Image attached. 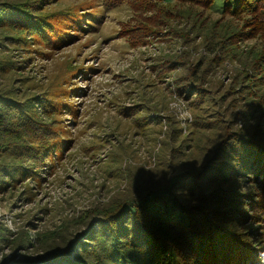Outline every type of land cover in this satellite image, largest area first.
Segmentation results:
<instances>
[{
  "label": "rangeland",
  "instance_id": "1",
  "mask_svg": "<svg viewBox=\"0 0 264 264\" xmlns=\"http://www.w3.org/2000/svg\"><path fill=\"white\" fill-rule=\"evenodd\" d=\"M32 1L39 0L0 3ZM39 3L42 12H53L64 23L68 34L58 36L55 45L31 42L21 52L11 40L16 28L0 26V94L17 103L42 99L52 104L49 130L29 141L46 142L51 146L43 150L58 152L37 170L32 165L34 174L6 177L7 187L0 188V264L15 256L10 264L39 258L73 239L87 223L100 221L119 198L141 199L140 192L161 187L167 177L198 171L222 146L225 124L244 112L252 92L245 85L243 63L221 56L220 64L208 65L214 53L207 31H196L198 8L172 0V16L165 18L158 10L139 13L122 0ZM205 21V30L218 21L222 36L223 26L229 32L244 24L218 15ZM261 46L262 40L254 38L241 49ZM188 83L205 89L203 104L186 92ZM249 114L234 124L237 131L259 127L258 114ZM32 160L26 157L24 167ZM2 161L20 163L0 154ZM229 183L224 185H234Z\"/></svg>",
  "mask_w": 264,
  "mask_h": 264
},
{
  "label": "trees",
  "instance_id": "2",
  "mask_svg": "<svg viewBox=\"0 0 264 264\" xmlns=\"http://www.w3.org/2000/svg\"><path fill=\"white\" fill-rule=\"evenodd\" d=\"M43 1L53 0L15 6L0 3V26L16 28L17 34L11 40L21 52L29 50L31 42L55 45L58 36L68 34L64 23L53 12L40 10L39 2ZM122 1L133 3L139 13L158 10L165 18L173 13L172 0ZM173 1L190 10L198 8L203 14L208 13L206 17L197 10L194 13L199 17L195 21L196 31H207L206 35L210 36L208 46L214 57L208 65L220 64L221 56L223 60L243 63L245 85L252 89L248 93L250 102L244 112H237L235 119L225 124L222 146L198 171L188 174L186 170L167 177L161 187L151 188L145 194L140 192L141 199L119 198L100 221L87 223L73 239L46 249L43 256L34 260L23 258L21 264H262L264 261V125L261 126L264 121V0ZM157 14L155 20H158ZM211 15L244 20V24L242 29L229 32L223 26L225 35L222 36L217 30L218 21L207 24L208 30L203 29L202 24L206 26L205 19ZM90 18L87 20H93L92 15ZM254 38L262 40L261 48L241 49V45ZM248 56H252L250 60ZM202 62L205 64L206 59ZM14 66L21 65L14 63ZM184 86H188L186 92H192L198 104L207 100L205 89L198 84ZM12 100L0 94V154L20 159V163L0 162V188L3 189L8 184L6 177L34 174L32 165L37 170L58 152L47 150L51 145L46 142L30 144L29 141L39 131L49 130L52 104L42 99L35 100L34 104ZM57 108L55 105L54 109ZM252 112L258 114L259 127L237 131L234 124ZM47 146V151L43 150ZM23 157L34 160L28 169L23 165ZM229 181L237 185H224ZM249 222L250 227L245 226ZM71 252L73 255L67 257ZM13 260H17L16 256ZM13 260L4 258L1 264H10Z\"/></svg>",
  "mask_w": 264,
  "mask_h": 264
}]
</instances>
